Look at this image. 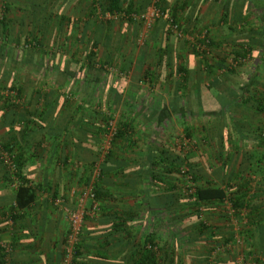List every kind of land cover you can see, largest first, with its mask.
<instances>
[{
  "label": "crops",
  "instance_id": "obj_1",
  "mask_svg": "<svg viewBox=\"0 0 264 264\" xmlns=\"http://www.w3.org/2000/svg\"><path fill=\"white\" fill-rule=\"evenodd\" d=\"M124 1L139 11L143 2L154 0ZM2 2L8 5L7 33L20 40L42 34L34 51H47L56 58L42 63L49 72L36 73L30 63L33 50L27 58L13 52V59H6L5 49H0V58L6 59L0 62V142L15 152L21 179L31 184L33 193L27 205L18 206L20 185H8L0 164V248L6 259L11 264H62L69 211L95 184L92 165L99 161L101 166L104 158L98 153L102 143L94 142L101 125H88L92 115L86 104L104 95L109 98L105 86L113 83V93L117 91L113 111L127 121L131 133L125 140L112 142L109 137L103 142L107 149L112 145V156L103 166L98 209L84 222L79 263L133 264L134 242L142 243L154 232L155 243L171 255L173 264H264V173L255 166L264 155L258 137L264 114L256 109V99L264 93V33L254 32L252 38L247 32L258 27L263 13L254 12L256 8L250 13L242 0H162L164 6L179 7L176 19L184 28L183 37L167 33L165 21L159 20L150 28L142 26L138 38L142 46L134 50L126 17L113 23L112 42L106 40L100 20L92 17L94 22L87 26L92 0ZM227 3L231 5L226 18ZM45 20L50 23L47 31L38 32ZM202 33L211 41L209 72L191 43ZM247 43L253 45L252 59L243 65L232 63L229 52L240 51ZM90 50L95 54L93 66L86 58ZM99 58L103 63L113 58V73L101 75L99 70L106 73L109 65H97ZM54 65L72 72L87 70L71 79L76 89L61 73L53 75ZM223 65L235 71L219 69ZM100 85L106 88L103 93ZM13 86L18 99L10 106L7 99L14 96L8 89ZM91 112L101 115L99 110ZM173 126L184 133L188 129L187 149L190 162L197 164L196 182L222 189L221 203L193 206L176 198L175 174L160 172L169 189L143 178L149 155L158 156L165 149L170 160L180 153L176 139L165 135ZM151 197L156 199V210L149 205ZM20 200L24 203L27 196Z\"/></svg>",
  "mask_w": 264,
  "mask_h": 264
},
{
  "label": "trees",
  "instance_id": "obj_2",
  "mask_svg": "<svg viewBox=\"0 0 264 264\" xmlns=\"http://www.w3.org/2000/svg\"><path fill=\"white\" fill-rule=\"evenodd\" d=\"M157 7L160 8L161 13L163 18L162 19H158L155 21L158 22L159 20H164L165 16H170V18L172 19V21L177 24L181 29H182V25L178 22V19H176V9L179 7H176L177 5H175L174 7H167L164 6L162 3V0H157ZM242 2H244V5H246L247 7L249 6L251 8V10H254V8H256V11L254 12H259V13H263V17L261 18L260 21V25L257 27L259 31H257V28H253V27H249L248 25V30L247 32L250 33V37L254 38L252 34H259L261 35V33H264V2L262 1H258V0H242ZM95 4V5H94ZM150 2H143L142 5V10H144L148 5H150ZM230 4V3H229ZM228 3L224 5V13L223 15L227 18L228 15ZM231 5V4H230ZM182 8V7H181ZM8 10V5L7 2L5 3H0V11H2V20H0V26L3 32L4 36L0 37V40H2L4 43L0 45V49L4 50V57L13 59V52H16V54H19V56L21 57H28L30 55V53L33 50V53L31 54V60L30 63H32L33 65V70L36 73H39V70H43L44 72H49L50 70L48 69L49 67L47 66H43L42 63H47L50 61H54L56 60V58H54L51 55H48L47 51H34L36 48L38 49V46H40V42H41V38H42V34L40 35V37L36 36V35H28L26 37H24L23 40H20L17 37H14L12 34H8V22L6 20V18L4 17V14L7 12ZM138 10L133 9L132 4L127 3L124 0H92V6L90 9V13L87 15V26L90 25V23H93L94 21H92V17L100 20V23L102 26H104L107 30V34H106V40L108 42H112V35H111V27H112V22H109L108 20L110 19H105L106 14H110L112 16L117 15L118 17H126L127 19H130L129 16L131 14H135V12ZM117 17V18H118ZM91 19V20H90ZM243 19H246V17H244ZM165 21V20H164ZM154 23V24H155ZM166 23V22H165ZM49 21L45 20L44 21V25L43 27L39 26L38 27V32H41V28H45V31H47V26L49 25ZM154 26V25H153ZM87 29V27H86ZM166 29H167V33H172L174 34L168 24L166 23ZM184 30V28L182 29V31ZM44 31V32H45ZM184 32V31H183ZM255 32V33H254ZM264 35V34H263ZM3 37V38H2ZM208 37V36H207ZM255 40V39H254ZM209 48L211 46V41L209 39ZM92 46H96V43H92ZM241 49V50H240ZM16 50V51H15ZM240 51H230L229 55H231V60L232 62L234 61H238L237 65H243V62H240L241 60H250L252 59V51H253V45H249L247 43V45L244 46L243 45L239 48ZM20 53H22L23 55H21ZM197 55L198 53L195 52ZM47 56V57H46ZM3 57V56H2ZM2 57L0 58V62H3ZM95 54L93 51H89V53H87L86 58L88 60V62L92 65L95 63L94 60ZM264 59V53L261 55V59ZM201 59L204 61V64L202 62V66H204L205 69H207V71L209 72L211 70V65L209 63H207L208 61V55H203L201 57ZM26 60V59H25ZM225 61V60H224ZM55 63V62H54ZM264 64V60L263 63H261V65ZM93 66V65H92ZM91 68V67H90ZM224 68V71H228V72H232L235 71V67H230V69H232V71L230 69H227L225 65H223L222 67H219V69ZM237 68V67H236ZM258 68V67H256ZM54 70L53 75H57L59 73H61L63 75V77H65L64 79L66 81H69L70 79V83H71V79L77 75H79V72H82V70H87L85 67H80L79 69L76 68L73 72L69 71V70H61L60 67H57L56 65H54V67L52 68V71ZM99 70V69H98ZM101 71H103V69H100ZM183 70V69H182ZM230 70V71H229ZM206 71V72H207ZM106 72V71H105ZM86 74V72H84ZM185 73V72H184ZM84 75V74H83ZM67 83V85L73 86L77 89V85L73 84V83ZM88 84L89 82H86L85 84V91L88 88ZM93 86V85H91ZM106 88L109 89L110 92L108 97L109 98H105V102L106 103H113V94L116 93L114 91L113 93V83H109L106 85ZM75 89V90H76ZM118 90V88L116 86H114V90ZM8 92H14L15 96L13 97H8L7 99V103H9V105H13L14 106V101L15 99H18V89L16 90L15 87H11L10 89H8ZM75 92V91H74ZM261 92V91H260ZM257 93V91H256ZM221 101V100H220ZM86 102H88V99H86ZM223 102V101H222ZM219 105L220 107L224 104ZM228 102H226L227 104ZM256 109L258 110L259 113H263L264 114V93H259V98L256 99ZM106 117V116H104ZM92 118V116L90 117ZM88 125L93 124L90 121L87 122ZM109 124H108V118L106 117L105 119V125L104 126H100L98 129H100V132L97 134H94V142L96 144H101L102 142V138L103 135L108 131ZM264 126H262L259 131H258V137L260 140V144L261 147L263 146V140H262V130H263ZM130 129L128 127V123L127 121H118V123H116L115 127H114V132L113 135L111 136V141H116V140H125L127 139V137H130ZM189 131L188 129L185 128V136L189 137ZM111 142V143H112ZM0 145H2V147H4L6 150L12 151L11 148H9L7 146L6 143L0 142ZM111 148L112 145L108 148L106 154L104 155L103 158V162L101 164V166L99 165L98 168V174L97 176V180L94 182L95 184L93 185V195H94V199L95 201L99 199V183H100V179L101 177L104 176V165H106L107 163L110 162V158H111ZM263 149V148H262ZM169 153L172 154V151H169ZM167 154V150L162 149L159 151L158 156H152L149 155L146 158V162L148 163V168L145 171V176L147 179H150V182H157V183H162V185L165 186V188L167 189L169 186V182L165 181L162 174H170L171 176H174V174L177 176V180L176 183H178L179 185V192H178V197L176 198H180L181 200L188 202V204L190 205V203L193 204V206H197L200 203H205V202H211V201H219L220 203L225 199V193L224 191H222V189H220L219 187H213L212 185H198L196 182V175H197V164L195 162H190V156L188 155V152L185 151L184 149H181L180 153L174 154L173 158H171L170 160H168V157L166 156ZM156 155V154H155ZM261 164L264 168V155L261 159ZM15 162L18 168V177L19 180H21L20 186L18 187L17 190V197H16V204L20 207L27 205L30 200H32L33 198V193L31 192V190L29 189L31 187V184L29 182H27L26 180L21 179V164L18 161V158H15ZM94 164V163H93ZM93 166V165H92ZM142 167L144 166L143 164L141 165ZM185 168L186 172L182 173V169ZM155 169V170H154ZM161 172V173H160ZM3 178L5 181H7L8 185V177H7V173L6 171L3 170ZM169 189V188H168ZM22 196H27V200L23 203L21 202L20 198ZM153 198L155 197H151L149 199L150 203V207L154 208L156 210V199L153 200ZM174 198V196H173ZM154 210V211H155ZM198 210V209H197ZM198 211H196L195 213H197ZM87 219V216H85L84 221H83V225H82V233L80 235V239H79V243L76 245L75 247V251H74V256L72 258V264H81L78 261V258L81 254V249H82V240H83V226H84V222ZM155 236L156 234L154 232L148 234L147 236L144 237V241L141 243H137L134 242L133 244V255H132V263L133 264H173V259L167 256V254H165L162 250V248L160 247V245H158L157 243H155ZM63 245H64V241H63ZM62 245V246H63ZM7 254L5 253L4 250H2V248H0V264H11L9 262V260H7ZM62 256H63V248L62 251L60 253V259L62 260Z\"/></svg>",
  "mask_w": 264,
  "mask_h": 264
},
{
  "label": "built area",
  "instance_id": "obj_3",
  "mask_svg": "<svg viewBox=\"0 0 264 264\" xmlns=\"http://www.w3.org/2000/svg\"><path fill=\"white\" fill-rule=\"evenodd\" d=\"M157 2V0H154L140 13L131 14L129 18L139 21L145 28H150L156 20L163 18L160 8L157 7ZM117 17V15L112 16L110 14H106L105 16V18L107 19H116ZM164 20L168 24L170 30L176 35V37H183L184 33L182 29L172 21L170 16H165ZM191 43L194 45L195 52L198 53L200 58L203 55H208L210 53L208 45L209 39L205 33H202L198 37L193 38L191 40ZM246 61L247 60H241L240 62L244 63ZM238 62L239 60L232 63L237 64ZM114 127H111L109 124V128H107L109 131L108 137H111L113 135ZM261 136L264 146V128L262 130ZM103 150L104 148L102 149V151L101 149L99 150V153L101 152L100 157H104L108 149H106L105 151ZM15 158V152L6 150L4 147H2V145H0V164L2 165L4 171H6L7 173L9 185H11V187L13 186V188L18 187L21 183L18 177L19 171L15 162ZM93 168L96 170V174H98L99 161H96L93 164ZM181 172L185 173L186 169L183 168ZM88 199L90 200V205L87 207L86 201ZM97 209L98 205L96 204V201L94 199L93 186L90 185L89 187H87L85 194L79 197V199L76 201L74 208L69 211L68 232L64 239L62 264H72L75 247L79 243L80 235L82 233L84 218L88 215V213L96 212Z\"/></svg>",
  "mask_w": 264,
  "mask_h": 264
},
{
  "label": "rangeland",
  "instance_id": "obj_4",
  "mask_svg": "<svg viewBox=\"0 0 264 264\" xmlns=\"http://www.w3.org/2000/svg\"><path fill=\"white\" fill-rule=\"evenodd\" d=\"M242 6L238 7V11L239 10H241V12L243 11V7ZM141 11L142 10L136 11L135 14H138ZM249 11H250V13H253V11H251V8H249ZM122 18H124V17H118V18H116L117 21H114V22H113V18L108 20L109 22H112V27H111V35H112V37H113V25H114L113 23L122 22L123 21ZM105 19H107V18H105ZM125 20L127 21L129 27H131V29H132V32H131L132 34H131V36L129 38H130V42L133 44L134 50H136L138 47L140 48L142 46V44H140L141 42H138V38H139V34L143 30V28H142L143 25H142V23H140L137 20H132V19L131 20L130 19H125ZM257 24H258V26L260 25V20L257 21ZM112 41H113V39H112ZM142 43H144L143 40H142ZM60 55H61V53L59 52L58 59L61 58ZM109 57H110V53H107V59ZM96 64L97 65H102V66H104V65L112 66L111 70H109V66H106V68H105L106 73H104L103 71L99 70V71H101V75L102 76L103 75L106 76V75H109L110 73H113V58H112V60L111 59L110 60H104V63H103V61L100 62V58H99V62H96ZM114 68L116 70L117 67L115 66ZM108 71H110V73H108ZM89 74L90 75H94V71H90ZM101 86L102 85H100V87ZM101 90H102V93H103V91H105L106 88L101 87ZM12 95H15V93L13 92ZM104 100H105V95H104L103 99L101 98L97 102L90 101V102H88L86 104V107H88L87 110L90 111V114L92 115V118H89V119L94 124L104 126L105 125V119L107 117L108 118V124H110L111 127H114L116 125V123H118V121L121 120L120 119L121 117H119V114L117 113V111H113V103L112 104H110V103L108 104ZM92 110H99L101 115L100 116L93 115V112H91ZM104 116H106V117H104ZM263 126H264V124H263ZM108 133L109 132H106V134L103 135L102 142H101L102 143V145H101L102 148L100 147L101 151H102L103 148H104L103 151H105L107 149V144H103V142L106 141L107 138H109L108 137V135H109ZM167 133H170L171 134L170 136H172V138L176 139L177 143L180 144L181 149H184L185 151L188 152L187 148L190 147V143L188 141H190V140L185 136L184 132L179 131L178 129H176V127L173 126L170 131H168V130L165 131V135H168ZM262 148H263V153H264V147H262ZM100 155H101V152L99 153V156ZM255 166H256V171H261L262 173H264V168H263V166L261 164H257ZM254 170H255V168H254Z\"/></svg>",
  "mask_w": 264,
  "mask_h": 264
}]
</instances>
